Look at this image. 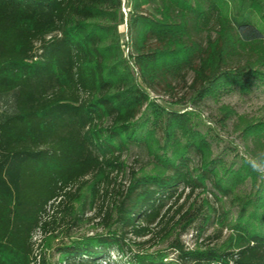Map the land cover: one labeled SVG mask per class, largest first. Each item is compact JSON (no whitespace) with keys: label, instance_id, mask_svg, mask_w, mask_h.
<instances>
[{"label":"trees","instance_id":"16d2710c","mask_svg":"<svg viewBox=\"0 0 264 264\" xmlns=\"http://www.w3.org/2000/svg\"><path fill=\"white\" fill-rule=\"evenodd\" d=\"M253 88L264 0H0V264H264V176L245 163L264 117L219 103ZM208 100L245 155L215 153ZM89 209L94 232L37 260V230Z\"/></svg>","mask_w":264,"mask_h":264},{"label":"rangeland","instance_id":"374dc122","mask_svg":"<svg viewBox=\"0 0 264 264\" xmlns=\"http://www.w3.org/2000/svg\"><path fill=\"white\" fill-rule=\"evenodd\" d=\"M125 11L126 8H125ZM119 31L122 35V40L126 42V27L125 25L119 26ZM124 50L126 47L124 46ZM175 98L164 97L159 98L158 102L162 103L164 106L171 108H181L180 106L172 105V100ZM219 103H224L232 106L239 114H244L247 116L253 117H264V89L263 88H253L249 94H240L235 92L230 95L223 96ZM218 103L213 101H205L199 108V117L200 121L210 124L215 132L219 134L223 141L220 142L218 146L214 145L215 153L223 152V156L227 162L235 159V153L241 155L244 154V147L239 137L231 133V123L226 128H221L219 124L215 123L216 108ZM204 129V126H202ZM233 147H236L237 150H232ZM128 165L131 167H139V165L145 160V152L137 147H133L129 153L125 154ZM138 160V161H137ZM143 160V161H142ZM118 181H124L120 176ZM245 188L248 190L249 185L247 184ZM210 199L211 196H209ZM183 198L180 200V202ZM190 201V200H189ZM228 206V203H225V207ZM93 215V210H86L82 216V220L79 221L77 225H68L63 224L59 229V235L55 239H48L47 235L40 234L36 231L33 234V237L36 241L35 252L38 256H44L48 261H56L59 256L57 248L67 245L73 240L83 237V235H90L95 230L92 228L94 221L87 220ZM197 224V223H196ZM195 229L196 226L189 228L186 232L181 235V240L188 247L194 246L195 240ZM215 226H210L203 236L211 235L215 233ZM223 235H226V231H223ZM159 247V246H158ZM116 254H113V258ZM117 258V256H116Z\"/></svg>","mask_w":264,"mask_h":264},{"label":"clouds","instance_id":"9594fccd","mask_svg":"<svg viewBox=\"0 0 264 264\" xmlns=\"http://www.w3.org/2000/svg\"><path fill=\"white\" fill-rule=\"evenodd\" d=\"M245 163L253 172L264 176V153L250 154Z\"/></svg>","mask_w":264,"mask_h":264},{"label":"built area","instance_id":"2783aa9c","mask_svg":"<svg viewBox=\"0 0 264 264\" xmlns=\"http://www.w3.org/2000/svg\"><path fill=\"white\" fill-rule=\"evenodd\" d=\"M122 10H123L124 13H126L125 8H122ZM125 51H126V52L128 51L127 48H126ZM48 211L51 213V208L48 207ZM37 231L40 233L39 230H37ZM33 241L35 242V245H34V253H35V255H36V257H37V260H38V259H39V256H38V254L35 252L36 241H35L34 237H33Z\"/></svg>","mask_w":264,"mask_h":264}]
</instances>
